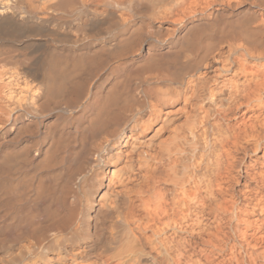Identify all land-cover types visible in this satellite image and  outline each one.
<instances>
[{"label": "bare ground", "instance_id": "obj_1", "mask_svg": "<svg viewBox=\"0 0 264 264\" xmlns=\"http://www.w3.org/2000/svg\"><path fill=\"white\" fill-rule=\"evenodd\" d=\"M0 264H264V0H0Z\"/></svg>", "mask_w": 264, "mask_h": 264}]
</instances>
